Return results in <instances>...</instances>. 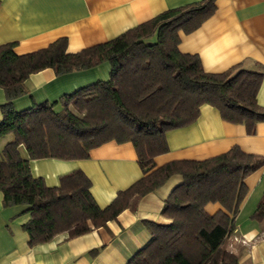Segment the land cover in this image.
Returning <instances> with one entry per match:
<instances>
[{"label":"trees","instance_id":"obj_1","mask_svg":"<svg viewBox=\"0 0 264 264\" xmlns=\"http://www.w3.org/2000/svg\"><path fill=\"white\" fill-rule=\"evenodd\" d=\"M216 10L215 0H199L166 9L112 39L67 53V39L16 54L13 43L0 45V139H12L0 150V191L4 206L25 205L22 229L28 245L46 242L65 232L72 238L105 226L125 209L134 210L144 194L170 176L181 182L164 200L161 215L168 224L147 223L149 240L126 264H239L225 246L247 188L244 179L264 165V156L243 152L237 145L202 160H172L149 171L153 157L168 150L166 132L192 124L199 109L214 107L222 120L243 124L253 134L264 122V106L256 95L264 73L233 65L220 73L206 72L196 54L178 49L179 32L197 29ZM107 62L109 76L63 94L49 103L16 111L12 100L24 94V80L51 68L66 74ZM130 142L143 175L119 190L104 207L91 192L90 179L79 169L47 186L33 177L30 159H85L106 142ZM208 202L222 210L209 214ZM251 218L264 220V192ZM95 251L90 252L94 254Z\"/></svg>","mask_w":264,"mask_h":264},{"label":"crops","instance_id":"obj_2","mask_svg":"<svg viewBox=\"0 0 264 264\" xmlns=\"http://www.w3.org/2000/svg\"><path fill=\"white\" fill-rule=\"evenodd\" d=\"M196 1L0 0V45L13 43V51L23 54L65 37L66 52L75 53L106 42L166 9ZM215 6V12L197 29L179 32V51L198 55L206 72L220 73L239 64L245 70L264 73V0H215ZM109 70L107 62L62 75L44 68L24 80L25 92L12 100V107L20 111L51 103L63 94L108 79ZM256 100L264 106V78ZM4 101L0 88V106ZM165 139L168 150L153 157L148 172L172 160L209 158L233 145L245 153L264 156V122L256 124L253 134H247L243 124L222 120L207 104L200 107L192 124L166 132ZM19 152L28 160L32 176L42 178L47 186H57L60 176L81 170L90 179V192L101 208L143 175L130 142H106L91 149L85 159H30L23 146ZM181 180L179 175L170 176L140 197L134 210H123L105 226L72 238L59 233L33 246L28 245V235L22 229L28 219L26 206H4L0 191V264H126L149 240L147 223L170 222L160 211ZM244 183L247 192L225 246L238 255L239 264H264V220L251 218L264 192V165L246 176ZM204 209L214 214L222 207L208 202ZM92 251L95 253L90 254Z\"/></svg>","mask_w":264,"mask_h":264},{"label":"rangeland","instance_id":"obj_3","mask_svg":"<svg viewBox=\"0 0 264 264\" xmlns=\"http://www.w3.org/2000/svg\"><path fill=\"white\" fill-rule=\"evenodd\" d=\"M11 139H12V135H11V134H9V135L3 137V139L1 138V140H0V150H1V148L3 147V145H4L6 142L10 141Z\"/></svg>","mask_w":264,"mask_h":264}]
</instances>
